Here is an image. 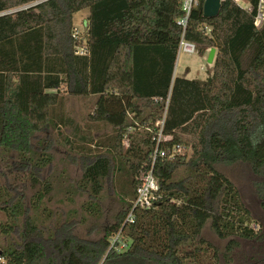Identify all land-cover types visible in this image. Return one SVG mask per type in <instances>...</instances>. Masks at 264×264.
<instances>
[{"label": "trees", "instance_id": "obj_1", "mask_svg": "<svg viewBox=\"0 0 264 264\" xmlns=\"http://www.w3.org/2000/svg\"><path fill=\"white\" fill-rule=\"evenodd\" d=\"M185 1L0 0V12L27 6L0 16V148L29 154L28 137L63 123L55 114L63 90L97 96L88 119L115 134L100 147L105 151L81 147L80 188L97 199L112 172L122 202L99 239L59 234L44 244L32 238L4 249L5 264H221L218 248L202 236L209 220L221 239L260 236L239 189L216 169L243 161L264 173V23H254L259 0H245L249 7L223 0L215 17L204 16L205 0H193L183 28ZM83 9H89L85 43L73 37L72 23ZM183 33L200 55L216 49L205 80L174 77ZM82 44L87 54L76 53ZM135 121L153 132L142 139L129 133L126 147ZM178 146L191 152L175 153ZM154 156L156 199L150 208L134 207L140 169ZM46 186L37 201L48 194ZM1 190L11 219L2 231L10 233L23 206ZM132 210L133 222H125ZM29 226V234L35 232ZM119 231L124 250L111 248ZM238 245L229 241L226 261Z\"/></svg>", "mask_w": 264, "mask_h": 264}, {"label": "rangeland", "instance_id": "obj_2", "mask_svg": "<svg viewBox=\"0 0 264 264\" xmlns=\"http://www.w3.org/2000/svg\"><path fill=\"white\" fill-rule=\"evenodd\" d=\"M236 1L242 7H249L245 0ZM88 17L89 9H83L75 13L72 20L75 39L84 43ZM209 51L210 48L203 56L199 53L179 54L175 76L207 79L214 65V62H207ZM62 97L61 106L56 108L55 114H62L64 122L28 137L24 147L30 150L29 154H24L19 148H0V191H3L1 188L7 190L10 195L6 199L13 196L14 201H19L23 206V214L18 215L15 230L4 233L2 226L10 224L11 219L8 211L2 209L0 200L2 253L4 249H19L32 238L50 244L59 234L64 237L73 235L80 240L99 239L105 233L106 226L121 213L122 202L116 193L112 172L97 199L80 188L83 170L81 147H89L95 153L105 151L106 148L100 147L103 142H109L115 130L102 122L94 123L88 119L97 96L73 95L63 90ZM149 132H153V129L135 121L128 127L123 145L128 146L129 133L142 139ZM184 152L190 153L191 149L185 148ZM216 169L239 189L242 201L252 215V226L260 236L252 240L236 237L221 239L211 228L210 220L203 228L202 236L218 248L221 264H264V173L256 174L250 163L243 161L219 163ZM46 185L49 186L48 194L37 201V193L46 192ZM92 203L98 204L100 211L96 214L89 210ZM29 225L34 227L35 232L29 234ZM232 239L237 240L239 245L232 251L231 260L226 261L225 249ZM0 257V264H5V258Z\"/></svg>", "mask_w": 264, "mask_h": 264}, {"label": "built area", "instance_id": "obj_3", "mask_svg": "<svg viewBox=\"0 0 264 264\" xmlns=\"http://www.w3.org/2000/svg\"><path fill=\"white\" fill-rule=\"evenodd\" d=\"M193 0H186L184 2V10L186 12L185 16L180 19L179 24L183 26V28H186L188 16L190 14L191 6H192ZM27 6H20L16 8H12L9 10L1 11L0 16L4 14H9L12 12H15L17 10H20L22 8H26ZM255 26L260 28L262 24L264 23V0H259L257 4L256 9V15H255ZM73 37H76V34H73ZM76 53L83 55L88 53V48L85 44H82L77 47ZM181 53H187V54H195L198 53V46L195 42L190 41L185 38L184 33L182 34V37L180 39V43L178 46V55ZM159 140L162 138L161 131L159 132ZM183 148L181 146H178L174 149L175 153H182ZM156 157H153V160L150 163H146L142 166L140 169V173L138 176V186L136 188V198L134 200V207H140V208H150L154 200L156 199V192L159 188V183L157 178L154 175V164H155ZM133 210L127 215L125 222H133ZM121 237V231H119L117 234H115L111 238V248L115 247L119 250H124L127 248V243L123 242L121 244H118L117 241ZM0 259H2L0 257Z\"/></svg>", "mask_w": 264, "mask_h": 264}, {"label": "water", "instance_id": "obj_4", "mask_svg": "<svg viewBox=\"0 0 264 264\" xmlns=\"http://www.w3.org/2000/svg\"><path fill=\"white\" fill-rule=\"evenodd\" d=\"M223 0H205L203 5V13L206 17H215L219 14ZM216 49L210 48L209 54L207 56L208 64H212L215 60ZM175 77V73H174ZM2 254V250L0 249V256Z\"/></svg>", "mask_w": 264, "mask_h": 264}, {"label": "crops", "instance_id": "obj_5", "mask_svg": "<svg viewBox=\"0 0 264 264\" xmlns=\"http://www.w3.org/2000/svg\"><path fill=\"white\" fill-rule=\"evenodd\" d=\"M203 56V55H202ZM202 80V79H201Z\"/></svg>", "mask_w": 264, "mask_h": 264}]
</instances>
